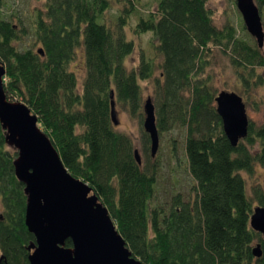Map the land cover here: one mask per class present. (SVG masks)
<instances>
[{
	"label": "trees",
	"instance_id": "1",
	"mask_svg": "<svg viewBox=\"0 0 264 264\" xmlns=\"http://www.w3.org/2000/svg\"><path fill=\"white\" fill-rule=\"evenodd\" d=\"M115 1L121 6L107 20ZM207 2L155 0L142 13L141 0H42L22 15L0 0L7 98L36 114L64 166L92 188L132 255L145 264H264V238L250 225L253 207L264 206V185L244 175L264 168V124L248 119L246 136L232 145L207 71L219 49L248 93L264 85L257 71L264 67V54L241 13L237 25L218 26ZM130 18H136L133 33L152 34L148 51L141 50L132 67L126 63L135 46L125 29ZM80 48L81 77L70 67ZM143 81L152 82L159 139L171 131L183 134L192 184L167 199L158 197L161 166L142 125ZM112 99L140 124V163L133 138L113 123ZM16 155L0 123V264H30L27 247L35 240L25 224ZM257 244L259 257L253 253ZM65 246H72L71 239Z\"/></svg>",
	"mask_w": 264,
	"mask_h": 264
},
{
	"label": "water",
	"instance_id": "2",
	"mask_svg": "<svg viewBox=\"0 0 264 264\" xmlns=\"http://www.w3.org/2000/svg\"><path fill=\"white\" fill-rule=\"evenodd\" d=\"M235 2L246 29L262 48L264 29L258 6L254 0ZM4 74L0 64V123L7 144L17 153L13 165L17 179L24 184L25 224L35 238L27 247L30 264H145L132 255L107 207L92 188L64 166L49 136L39 127L36 114L24 102L7 98ZM215 102L224 133L236 145L248 129L242 96L235 91L220 90ZM143 110L142 125L150 137V153L154 156L159 133L150 96L144 100ZM111 118L118 124L113 99ZM134 154L140 163L137 148ZM250 225L264 238V206L253 207ZM68 238L72 241L71 247L65 246ZM253 253L256 257L261 255L259 244Z\"/></svg>",
	"mask_w": 264,
	"mask_h": 264
},
{
	"label": "rangeland",
	"instance_id": "3",
	"mask_svg": "<svg viewBox=\"0 0 264 264\" xmlns=\"http://www.w3.org/2000/svg\"><path fill=\"white\" fill-rule=\"evenodd\" d=\"M154 1L155 0H141L142 5L138 6L140 12L143 13L149 7L154 6ZM254 2L259 8L264 29V3L259 5L256 0H254ZM6 5L15 6V9H18L23 15V13L27 14L33 8L41 6L42 0H6ZM207 5L212 11L213 21L216 25L222 26L226 22L237 25L240 12L235 5V0H208ZM120 6V1L113 2L112 9L106 12V19L110 20L113 17L112 14H114ZM131 18L125 29L127 37L129 39L133 38L135 43L133 52L126 58L127 65L132 67L138 64L141 50L148 51V41L151 39L152 34L151 31L141 34L133 33L132 27L135 25L136 18L132 19V21ZM262 52L264 54V45L262 47ZM210 62L211 64L207 68V71L210 73L212 85L217 89L216 92L220 90L239 92L245 103L248 119L252 120L256 125L264 124V85H259L256 88L251 87L248 93L242 91L241 83L228 56L219 49H214L210 57ZM70 67L79 77L84 74V56L81 48L78 49L76 59L71 63ZM257 71L264 77V67L258 68ZM141 84L143 87L144 99H146L147 96H152V82L143 81ZM116 111L118 118L116 128L128 133L133 138L135 148L139 150L141 158L144 160V153L142 152V133L139 122L131 118L128 113L120 107H116ZM171 140L172 142L174 141V147L171 146ZM155 157L157 158V163L161 166L157 182L158 197L167 199L176 192L184 193L190 188L192 180L186 169L183 134L181 132L171 131L160 134L159 146ZM244 175L249 182L256 181L264 185V168L257 166L251 176L247 174Z\"/></svg>",
	"mask_w": 264,
	"mask_h": 264
}]
</instances>
